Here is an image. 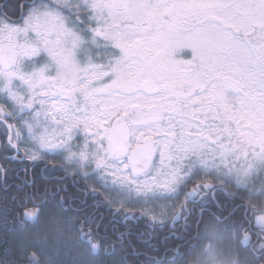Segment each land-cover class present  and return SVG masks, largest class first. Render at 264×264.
Listing matches in <instances>:
<instances>
[{
  "label": "snow or ice",
  "instance_id": "snow-or-ice-1",
  "mask_svg": "<svg viewBox=\"0 0 264 264\" xmlns=\"http://www.w3.org/2000/svg\"><path fill=\"white\" fill-rule=\"evenodd\" d=\"M49 156L128 224L106 247L119 264H185L176 241L222 195L233 237L264 255V0L0 4V174Z\"/></svg>",
  "mask_w": 264,
  "mask_h": 264
},
{
  "label": "trees",
  "instance_id": "trees-1",
  "mask_svg": "<svg viewBox=\"0 0 264 264\" xmlns=\"http://www.w3.org/2000/svg\"><path fill=\"white\" fill-rule=\"evenodd\" d=\"M21 2L22 0H8L6 3L16 6ZM21 164L25 169L22 171L23 177H16L14 171H8L5 182V178L2 180V174H0V264H12L13 261L15 264H42L35 257L23 256L12 244L11 236L30 226L31 219H26L24 215L26 210L33 212L38 209L40 211L52 203H60L64 209H68V212L77 214L79 228L84 217L90 216L99 222L100 231L97 233L93 226L91 239L105 247L119 233H127L128 224L123 221L122 215L107 205L94 206L96 201L91 196L85 195L83 184L70 183L71 179L61 177L62 173L57 171L58 168H43L44 163L35 164L31 172L29 170L33 165L31 162L24 161ZM57 190H60L59 196L55 195ZM26 193H36L34 201L29 200L24 203L22 197ZM59 197H64L63 203ZM128 223L132 224V233L130 236L126 235L125 247H128L130 243L137 249L142 248L137 234L141 229L135 228L137 225L131 220ZM137 224L143 227L142 230L144 229L143 219ZM87 227L88 225H85V229ZM167 234L168 228L158 231L157 240L159 241ZM179 242L181 241H176L177 244ZM140 259L142 260L143 257ZM129 264H135L134 256L129 257Z\"/></svg>",
  "mask_w": 264,
  "mask_h": 264
},
{
  "label": "rangeland",
  "instance_id": "rangeland-1",
  "mask_svg": "<svg viewBox=\"0 0 264 264\" xmlns=\"http://www.w3.org/2000/svg\"><path fill=\"white\" fill-rule=\"evenodd\" d=\"M47 160L60 163L59 157L49 156ZM257 182V187H259ZM139 209V205L136 206ZM78 217L64 210L60 203H52L41 209L31 219L30 226L11 236L12 244L23 256L35 257L42 264H119V251L107 254L98 242L93 247L81 238ZM208 231L196 252L184 258L185 264H256L252 256H240L239 243L225 231ZM256 262V263H255Z\"/></svg>",
  "mask_w": 264,
  "mask_h": 264
},
{
  "label": "flooded vegetation",
  "instance_id": "flooded-vegetation-1",
  "mask_svg": "<svg viewBox=\"0 0 264 264\" xmlns=\"http://www.w3.org/2000/svg\"><path fill=\"white\" fill-rule=\"evenodd\" d=\"M7 1L8 0H2L0 2V4H4ZM2 162L0 161V163H2ZM12 164H13V166H12ZM52 165H56L55 162H51L50 160H48L47 161V167H52ZM59 165H60V163H59ZM59 165H58V167H59ZM33 167L34 166L30 167V169H29L30 172L32 171ZM8 168H9V171H14V175L16 177H23L22 171L25 169H24V167H22V164H20V162L13 160L11 165H8ZM57 171H61L60 172V173H62L61 177H63V178L65 177V173L60 169V167L58 168ZM4 178L5 177L2 175V180H4ZM68 178L71 179L70 183L74 184V181L72 180L71 176H68ZM190 187H191V185H190ZM229 191L236 192V188L234 186H229ZM220 199H221V202L226 206L223 213H221L220 210H218L215 206H213L210 212L205 213L203 216H201V215H199V213H197L189 221L190 227L186 230L187 239H186V241H181L178 243V244H186V247H187L186 248L187 255L185 256L186 258L192 256L195 253V251H196L195 248H197L199 246V243L201 241V240H199V237L201 236V234H202V236H204L208 231H213L214 229H218V230L222 231L221 233H223L225 231L227 234H230L232 238H235V237H233L231 229L229 228V222L225 219V217L227 215V209L231 208L233 201L231 199L227 198L226 196H223V195L220 197ZM197 212H199V209H197ZM134 223L137 225L135 228L142 230L143 227L138 226V224L136 222H134ZM182 224H183V220H180L179 223L176 225L177 229L180 231H184V229L182 228ZM169 227H171L170 222H169ZM175 235H180V232L178 231ZM173 237L175 239V236H173ZM235 239L239 243L238 238H235ZM177 241H179V240H177ZM239 246H240V249H243V251L239 253L240 254L239 257H242L245 260V258L248 259L249 256H252V257L257 258L259 260V262L258 261H257V263L255 262L256 264H264V255H259V256L253 255L250 251L241 247L240 243H239Z\"/></svg>",
  "mask_w": 264,
  "mask_h": 264
},
{
  "label": "clouds",
  "instance_id": "clouds-1",
  "mask_svg": "<svg viewBox=\"0 0 264 264\" xmlns=\"http://www.w3.org/2000/svg\"><path fill=\"white\" fill-rule=\"evenodd\" d=\"M37 215H38V212L37 211H33L32 212V216H31L30 219H34Z\"/></svg>",
  "mask_w": 264,
  "mask_h": 264
},
{
  "label": "bare ground",
  "instance_id": "bare-ground-1",
  "mask_svg": "<svg viewBox=\"0 0 264 264\" xmlns=\"http://www.w3.org/2000/svg\"><path fill=\"white\" fill-rule=\"evenodd\" d=\"M70 214H74V215H76L75 213H72V212H70Z\"/></svg>",
  "mask_w": 264,
  "mask_h": 264
}]
</instances>
